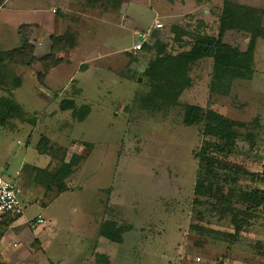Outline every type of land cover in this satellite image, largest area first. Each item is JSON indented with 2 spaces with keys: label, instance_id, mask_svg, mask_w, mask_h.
<instances>
[{
  "label": "rangeland",
  "instance_id": "1",
  "mask_svg": "<svg viewBox=\"0 0 264 264\" xmlns=\"http://www.w3.org/2000/svg\"><path fill=\"white\" fill-rule=\"evenodd\" d=\"M224 1L0 0V97L22 112L0 123V170L24 193L16 226L0 225V264H264V208L247 200L264 190V40L252 78L212 90L206 58L191 65L178 105L144 103L145 72L163 46L176 55L199 35L218 36ZM232 1L258 10L264 28V0ZM138 33L149 48L135 52ZM250 38L224 34L240 51ZM63 100L89 116L61 110ZM187 104L246 126L222 152L204 120L184 124ZM206 140L212 193L201 196ZM69 162L60 191L53 181ZM38 216L45 223L35 226ZM104 222L121 227V243L100 237Z\"/></svg>",
  "mask_w": 264,
  "mask_h": 264
},
{
  "label": "trees",
  "instance_id": "2",
  "mask_svg": "<svg viewBox=\"0 0 264 264\" xmlns=\"http://www.w3.org/2000/svg\"><path fill=\"white\" fill-rule=\"evenodd\" d=\"M259 11L225 0L220 18L218 36L199 35L193 42L190 50L180 52L176 55L162 53L150 64L145 76L147 77L151 91L144 100L145 107L149 110H157L160 107L176 106L185 90L191 86L189 70L192 64L210 58L213 60L214 80L211 84L212 90L221 91L225 88L224 81L232 79H250L254 73V55L257 40H264V28L261 27ZM233 29H242L251 34L247 50L240 51L224 41V34ZM143 43V48H149ZM142 48V49H143ZM22 48L21 50H24ZM63 111L71 110L73 117L79 121H85L91 110L88 106L77 108L72 100H63L60 104ZM20 107L14 100L0 97V123L3 120L21 115ZM201 120L206 122L203 135L205 138H216L221 144V150L231 149L235 144L237 134L236 127H245L242 122L231 121L213 110H206L198 105L187 104L184 108L183 122L187 126H194ZM41 142H48L43 138ZM211 145L206 140L196 158L199 160L201 172L195 187L196 195L211 194L212 191L206 186V182L213 173V157ZM74 164L65 163L58 176L54 178V184L60 191H65L64 180L72 173ZM203 171H205L203 173ZM264 174V173H263ZM249 203L264 208V190H255L248 194ZM17 219L5 218L0 225H10ZM100 237L111 242L121 243L123 241V230L114 223L104 222L99 229Z\"/></svg>",
  "mask_w": 264,
  "mask_h": 264
},
{
  "label": "built area",
  "instance_id": "3",
  "mask_svg": "<svg viewBox=\"0 0 264 264\" xmlns=\"http://www.w3.org/2000/svg\"><path fill=\"white\" fill-rule=\"evenodd\" d=\"M164 25L158 23L156 29L160 30ZM145 42V36H141L138 43L134 46L136 52L141 51L143 43ZM23 190L13 180L6 178L0 171V223L5 218L17 219L23 214ZM45 220L42 216H38L35 226L42 225ZM200 260V259H198ZM171 264H182L180 261L173 262Z\"/></svg>",
  "mask_w": 264,
  "mask_h": 264
},
{
  "label": "crops",
  "instance_id": "4",
  "mask_svg": "<svg viewBox=\"0 0 264 264\" xmlns=\"http://www.w3.org/2000/svg\"><path fill=\"white\" fill-rule=\"evenodd\" d=\"M138 35H140L138 41L140 40V37L143 36V35L145 36V42H147L148 39H149V36H148L147 34H141V33H138ZM135 52H136V51H135ZM138 52H140V51H138ZM0 171H1V170H0ZM20 218H21V217L17 218V220L15 221V223H14L13 226H16L15 224L17 223V221H18ZM0 230H1V228H0ZM101 238H103V237H101Z\"/></svg>",
  "mask_w": 264,
  "mask_h": 264
}]
</instances>
